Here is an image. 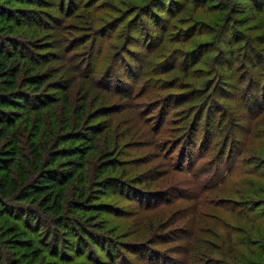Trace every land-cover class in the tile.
<instances>
[{
	"label": "rangeland",
	"instance_id": "rangeland-1",
	"mask_svg": "<svg viewBox=\"0 0 264 264\" xmlns=\"http://www.w3.org/2000/svg\"><path fill=\"white\" fill-rule=\"evenodd\" d=\"M1 42L0 264H264V0H0Z\"/></svg>",
	"mask_w": 264,
	"mask_h": 264
},
{
	"label": "trees",
	"instance_id": "trees-1",
	"mask_svg": "<svg viewBox=\"0 0 264 264\" xmlns=\"http://www.w3.org/2000/svg\"><path fill=\"white\" fill-rule=\"evenodd\" d=\"M7 52H10L8 50H6V52L2 49V42L0 43V74L3 75H8V73L11 71V67L8 66L6 63L9 60ZM15 73V71H14ZM30 78L32 80H34L35 82H41L40 78L36 75H32L30 76ZM14 82H11L9 85H13ZM13 94V93H12ZM26 100H22L21 102H17L16 99L12 96H9V94H6L5 91L0 93V105H2L4 107V113L2 112L0 114V120L3 121L4 120V125L1 126L0 128V140L9 136L10 139L8 141H6V144L4 146L3 149H1L2 151H4V153H2L0 155V168L4 169L6 171H9V167L10 164L12 163V161H14V157L16 156L17 152L19 151V148L17 146V143L19 142V130H12V123H10V120H12V116L8 113V111L6 110V108L10 105V104H14L15 106H23V108L25 110H27V105L25 104ZM1 123V122H0ZM63 134V133H62ZM61 134L58 135V139L60 138ZM62 147L60 145H58V143L54 144L53 146H51L49 148V150H56L55 152H53L50 156V161L48 162V164H46L45 166H41L37 173H39L40 175L38 177H35L34 180L32 182L29 181L30 185L32 183L33 185V189L35 190H44L45 188L48 187H53L55 185L60 186L62 179H63V172L60 174L57 173V171L52 167V165L49 164H53L56 159V157L58 156V151L61 149ZM31 150L33 152V154H37V150L34 147H31ZM65 172V171H64ZM28 184V183H27ZM24 190H21L20 193H23ZM61 193V192H60ZM60 196V194H59ZM86 198V197H85ZM85 198H77L76 200H73V205L74 207L71 208L72 211H74L76 209L77 206L81 205L82 202L84 201ZM46 201L45 202H49L50 201V196L46 197ZM61 199H58L57 201H55V204H59ZM70 209V207H69Z\"/></svg>",
	"mask_w": 264,
	"mask_h": 264
}]
</instances>
